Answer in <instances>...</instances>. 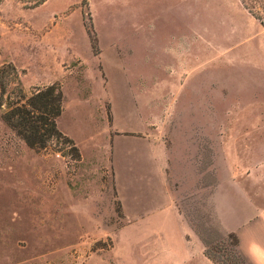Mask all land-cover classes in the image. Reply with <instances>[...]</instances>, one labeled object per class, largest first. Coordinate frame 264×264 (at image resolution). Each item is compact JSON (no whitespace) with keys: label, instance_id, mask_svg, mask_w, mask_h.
Masks as SVG:
<instances>
[{"label":"rangeland","instance_id":"374dc122","mask_svg":"<svg viewBox=\"0 0 264 264\" xmlns=\"http://www.w3.org/2000/svg\"><path fill=\"white\" fill-rule=\"evenodd\" d=\"M244 4L256 17L240 0L0 5L7 95L60 85L58 128L74 144L31 149L0 108V264H200L168 212L127 217L117 197L116 178L139 193L154 176L163 144L210 256L253 264L208 201L222 185L226 213L231 200L252 210L246 191L264 205V0Z\"/></svg>","mask_w":264,"mask_h":264},{"label":"crops","instance_id":"0c3cea01","mask_svg":"<svg viewBox=\"0 0 264 264\" xmlns=\"http://www.w3.org/2000/svg\"><path fill=\"white\" fill-rule=\"evenodd\" d=\"M150 162L154 167V176L148 175L147 179L141 181L143 186L139 193L132 190L136 187L135 179L122 177L115 179L117 197L122 212L127 217L135 212H152L153 208L158 212H168V220L178 225L182 231L183 241L188 248L187 259L198 260L200 264H214L206 255V246L199 236L197 228L187 220L177 204L175 190L170 188L168 153L165 144H163L160 155L152 157ZM251 176L252 180L260 179L258 178L260 177L259 173L252 172ZM221 190L222 185L212 197L210 194L208 200L210 217L213 212L225 232L237 235L241 251L251 259L253 264H264V205L257 202L262 201L263 193L261 191L255 193V190L251 195L247 191L246 194L242 193L245 195L244 198L249 196L251 199L248 200L252 210L243 213L231 200L230 206L228 205L230 210L226 213V199H221L218 196ZM212 205L213 208H211Z\"/></svg>","mask_w":264,"mask_h":264},{"label":"trees","instance_id":"16d2710c","mask_svg":"<svg viewBox=\"0 0 264 264\" xmlns=\"http://www.w3.org/2000/svg\"><path fill=\"white\" fill-rule=\"evenodd\" d=\"M4 1L6 0H0V5ZM16 1L21 3L25 9L35 10L49 0ZM240 1L256 17L251 11V7L248 8L244 4V0ZM7 68L3 66L0 69V108L3 109L1 116L3 122L31 149H45L53 141L64 142L73 146L72 139L65 136L58 128V120L63 113L64 95L62 87L53 84L36 89L30 96H27L20 83L16 82L15 89L10 95H7L4 81ZM203 242L205 243L204 240ZM206 255L214 264H219L210 256L207 246Z\"/></svg>","mask_w":264,"mask_h":264}]
</instances>
